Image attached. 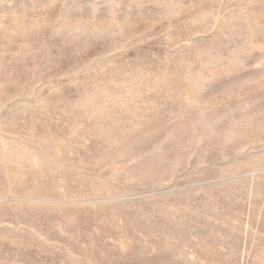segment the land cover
Returning <instances> with one entry per match:
<instances>
[{
  "label": "rangeland",
  "instance_id": "obj_1",
  "mask_svg": "<svg viewBox=\"0 0 264 264\" xmlns=\"http://www.w3.org/2000/svg\"><path fill=\"white\" fill-rule=\"evenodd\" d=\"M0 264H264V0H0Z\"/></svg>",
  "mask_w": 264,
  "mask_h": 264
}]
</instances>
